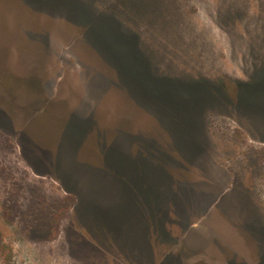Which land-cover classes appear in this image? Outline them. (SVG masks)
I'll use <instances>...</instances> for the list:
<instances>
[{"label": "rangeland", "instance_id": "obj_1", "mask_svg": "<svg viewBox=\"0 0 264 264\" xmlns=\"http://www.w3.org/2000/svg\"><path fill=\"white\" fill-rule=\"evenodd\" d=\"M0 264H264V0H0Z\"/></svg>", "mask_w": 264, "mask_h": 264}]
</instances>
